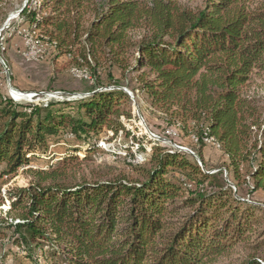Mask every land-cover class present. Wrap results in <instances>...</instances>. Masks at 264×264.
Returning <instances> with one entry per match:
<instances>
[{"label": "trees", "instance_id": "16d2710c", "mask_svg": "<svg viewBox=\"0 0 264 264\" xmlns=\"http://www.w3.org/2000/svg\"><path fill=\"white\" fill-rule=\"evenodd\" d=\"M19 14L95 83L86 81L83 98L43 107L0 88V178L15 175L28 153L47 151L60 132L90 144L82 161L100 132L129 136L120 120L131 118L129 96L98 73L109 78L116 66L139 72L152 104L194 132L199 155L204 136L216 140L236 187L264 191V103L248 91L264 78V1L38 0ZM75 153L29 168L28 185L7 192L11 222L0 226L13 228V244L30 259L32 248L47 243L64 264H206L254 236L244 264H264V215L222 169L211 173L191 153L158 143L146 163L128 164L131 174L77 179L68 165Z\"/></svg>", "mask_w": 264, "mask_h": 264}, {"label": "rangeland", "instance_id": "374dc122", "mask_svg": "<svg viewBox=\"0 0 264 264\" xmlns=\"http://www.w3.org/2000/svg\"><path fill=\"white\" fill-rule=\"evenodd\" d=\"M188 7H197L202 5L204 0H179ZM264 0H254L255 4ZM38 0H0V57L3 48L17 49L23 59L24 64L31 67L33 73L37 71V78L31 80L24 73L19 84L22 93H36L38 96L32 99L23 98L22 103H32L43 107V103L50 101L75 100L83 98L89 85H94V76L84 67H79L71 63L66 55H56V49L40 35L38 31H32L28 28L23 17L19 14L24 5L35 7ZM28 43H37L43 45V54L37 59L28 58L23 55L27 51L24 39ZM16 43V45L14 44ZM4 53V51H3ZM5 57V56H4ZM6 60V57H5ZM8 70L9 63L6 60ZM122 71L116 66L108 71L99 69L101 82L107 84L109 88H119L129 96V109H131V118L126 119L121 116L120 120L124 127L130 131V135L125 137L119 131L116 135L112 131H102L97 137L92 139L95 151L89 154L87 161L82 158L87 155L90 148L89 143L77 141L69 133L60 132L59 137L49 139L47 151H36L34 154L28 153L30 161L18 168L17 173L12 176L3 175L0 178L1 194L4 196V202L0 205V219L11 222L8 217V199L7 192L15 187H26L28 185V174L26 171L31 169H47L50 165H56L60 159L72 155L73 149H77L78 160L68 163L71 167L69 171L77 179L83 176L86 178L103 179L105 175H119L121 172L132 173L128 164L141 165L148 160L152 147L160 144L165 147L176 148L180 151L191 153L203 169H208L211 173L220 169L223 171V177L229 185L236 190L241 198L249 199L252 204L261 209L264 215V191L258 190L248 193L245 186L236 187L232 182L231 175L226 172L223 165L228 163L225 154L220 150L218 143L212 137L203 138V146L200 148V155L196 152L199 148L198 139L190 131L187 134L182 130V123L170 111L153 105L145 90L140 88L139 72ZM9 72V71H8ZM89 77V78H88ZM86 81L88 84L86 86ZM116 82L118 85L111 84ZM0 85L1 90L14 89L12 81L6 78L5 70L0 63ZM17 90V89H16ZM19 91V90H18ZM250 93H257L262 97L264 103V78L259 79L249 86ZM72 106V105H71ZM61 106L64 111L71 112L68 107ZM192 125V124H191ZM172 134H167L166 131ZM153 134V136H152ZM157 137V138H156ZM209 138L211 143L206 142ZM36 155V156H33ZM167 176H173L175 179H181L178 173H168ZM183 179V182H186ZM18 221V220H16ZM261 227H264L261 225ZM13 228L6 225L0 226V264H64L58 260V254L50 257L53 253L47 243L32 248L31 259L26 256V250L18 247L12 242ZM256 237L251 236L248 240L238 243L234 248L224 252L221 255L206 261V264H244L246 259L252 255L253 250L250 245ZM257 239V238H256Z\"/></svg>", "mask_w": 264, "mask_h": 264}, {"label": "crops", "instance_id": "0c3cea01", "mask_svg": "<svg viewBox=\"0 0 264 264\" xmlns=\"http://www.w3.org/2000/svg\"><path fill=\"white\" fill-rule=\"evenodd\" d=\"M16 45V43H14ZM4 56L6 57V60L9 63V77L11 76L10 81H12L14 89H17L20 91L21 86L19 85L21 83V79H24L22 75L25 73L26 76H28L31 80H35L37 78V71L33 73V70L31 67L27 66L29 64H24L23 59L20 55V52L15 48H7L6 51L3 48Z\"/></svg>", "mask_w": 264, "mask_h": 264}, {"label": "built area", "instance_id": "2783aa9c", "mask_svg": "<svg viewBox=\"0 0 264 264\" xmlns=\"http://www.w3.org/2000/svg\"><path fill=\"white\" fill-rule=\"evenodd\" d=\"M24 43L27 47V51L26 52H23V55L28 57V58H32V59H37L39 57L42 56L44 50H43V45L42 44H37V43H28L26 41V38L24 39ZM15 91H17V93L19 95H14L12 93V88L9 89V91L11 92V98L14 100V101H17V102H21L23 98H29V99H32L33 97H36L38 96V94L36 93H22L16 89H13ZM167 134H172L170 133V131H166ZM205 141L206 142H209L211 143V140L209 138H205Z\"/></svg>", "mask_w": 264, "mask_h": 264}, {"label": "water", "instance_id": "95a60500", "mask_svg": "<svg viewBox=\"0 0 264 264\" xmlns=\"http://www.w3.org/2000/svg\"><path fill=\"white\" fill-rule=\"evenodd\" d=\"M0 63L2 64V66H3L4 69H5V74H6V78H7V80L10 81L9 72H8V70H7V68H6V64H5L4 60H3L1 57H0Z\"/></svg>", "mask_w": 264, "mask_h": 264}, {"label": "bare ground", "instance_id": "6f19581e", "mask_svg": "<svg viewBox=\"0 0 264 264\" xmlns=\"http://www.w3.org/2000/svg\"><path fill=\"white\" fill-rule=\"evenodd\" d=\"M5 70V69H4ZM89 78V77H88ZM12 93L16 96V95H19L18 93H17V91H15V90H13L12 89ZM8 95L11 97V92L8 90ZM43 106H47V102H44L43 104H42ZM28 111V110H27ZM152 136H153V134H152ZM154 137V136H153ZM157 138V137H156Z\"/></svg>", "mask_w": 264, "mask_h": 264}]
</instances>
